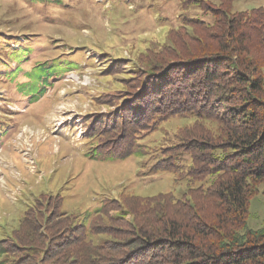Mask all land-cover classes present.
Segmentation results:
<instances>
[{"label": "trees", "instance_id": "trees-1", "mask_svg": "<svg viewBox=\"0 0 264 264\" xmlns=\"http://www.w3.org/2000/svg\"><path fill=\"white\" fill-rule=\"evenodd\" d=\"M175 1L181 15L160 48L150 44L134 61L106 66L103 77L120 88L93 99L109 110L87 117L86 135L103 157L142 158L147 175L186 181L183 194L123 190L87 222L61 211L60 196L45 202L41 194L0 241L4 264H264V211L259 227L248 224L252 200L264 193V9L234 12L238 0ZM23 2L67 10L63 0ZM194 8L211 21L190 16ZM3 34L0 63L9 69L14 62L18 71L32 53L30 37L40 34L21 35L24 44ZM10 43L17 48L6 49ZM51 59L31 69L20 94L34 99L75 68ZM174 119L186 123L169 133L164 125ZM154 132L165 134L162 143L147 140Z\"/></svg>", "mask_w": 264, "mask_h": 264}, {"label": "rangeland", "instance_id": "rangeland-1", "mask_svg": "<svg viewBox=\"0 0 264 264\" xmlns=\"http://www.w3.org/2000/svg\"><path fill=\"white\" fill-rule=\"evenodd\" d=\"M24 5L20 0H0V34L6 32V41L15 35L24 44L21 35L40 34L30 37L32 53L19 66L20 71L14 62L9 69L0 63V123L5 133V140H0V241L11 236L29 207L39 204L36 198L41 194L46 196L45 202L60 196L61 211L86 218V222L103 200L116 199L123 190L138 197L167 192L180 197L186 181L177 182L167 173L147 175L149 164L141 163L142 158L118 161L111 155L103 157L86 135L87 117L109 110L98 107L100 99L97 103L93 99L120 88L103 77L106 66L118 58L134 61L140 49L150 48V44L160 48L166 42L167 29L175 26L181 15L178 3L63 0L67 10ZM258 7L264 9V0H238L233 11ZM198 12L194 8L189 15L211 21L209 15ZM12 43L6 49H16L17 44ZM51 58L62 67L73 62L75 68L50 81L34 99L20 94L17 85L35 75L31 70L35 65L48 63ZM185 123L174 119L164 128L172 133ZM164 135L154 132L147 140L159 144ZM263 211L264 193L260 188L251 202L250 227H259ZM5 259L0 255V264Z\"/></svg>", "mask_w": 264, "mask_h": 264}]
</instances>
